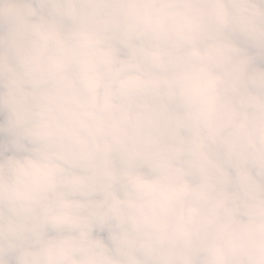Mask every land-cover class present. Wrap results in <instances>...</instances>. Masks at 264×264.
<instances>
[{
  "label": "clouds",
  "instance_id": "1",
  "mask_svg": "<svg viewBox=\"0 0 264 264\" xmlns=\"http://www.w3.org/2000/svg\"><path fill=\"white\" fill-rule=\"evenodd\" d=\"M0 264H264V0H0Z\"/></svg>",
  "mask_w": 264,
  "mask_h": 264
}]
</instances>
